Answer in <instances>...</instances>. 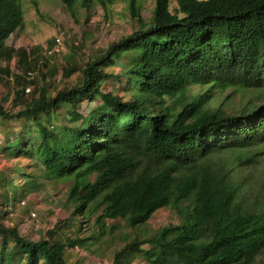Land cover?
<instances>
[{
	"label": "trees",
	"instance_id": "1",
	"mask_svg": "<svg viewBox=\"0 0 264 264\" xmlns=\"http://www.w3.org/2000/svg\"><path fill=\"white\" fill-rule=\"evenodd\" d=\"M62 1L74 14L78 0ZM81 1L107 9L115 0ZM126 1L138 27L88 59L76 84L50 93L36 83L32 104H0V126L19 122L5 149L36 157L48 178L69 180L73 214L95 215L102 227L107 218L145 224L164 206L182 216L128 240L110 264L136 250L145 264H252L264 256V170L256 173L264 158V0H175V10L174 0H155L149 20L140 0ZM24 26L23 0H0L1 59L27 60L25 49L7 44ZM124 52L133 58L117 76L126 77L128 98L103 87ZM194 85L202 90L190 92ZM229 88L249 96L234 110L216 99ZM85 100L95 102L87 114ZM62 111L68 123H55ZM16 172L24 177L17 187L12 175L0 176V264H79L66 258L78 236L31 239L2 220L3 206L42 186L37 174Z\"/></svg>",
	"mask_w": 264,
	"mask_h": 264
},
{
	"label": "rangeland",
	"instance_id": "2",
	"mask_svg": "<svg viewBox=\"0 0 264 264\" xmlns=\"http://www.w3.org/2000/svg\"><path fill=\"white\" fill-rule=\"evenodd\" d=\"M140 2L141 14L143 18L149 20L155 0ZM23 5L25 26L13 32L7 38V44L16 49H25L28 53L27 60L20 61L18 56H14L10 61L0 58V104L12 110L20 109L27 101L28 104H32L39 97V92L34 91L36 83L47 85L50 93L76 84L88 59L100 54L111 41L138 27L137 21L130 14L126 0H115L107 9L98 2H92L90 7H85L82 1L78 0L74 6V14L67 9L62 0H23ZM177 6L174 0L171 9L175 10ZM60 32H64L61 51L47 55L46 50L52 46ZM131 58L133 55L129 52L121 53L116 58L115 64L110 68L115 76L104 83L103 87L106 90L129 97V93L124 89L126 77L120 80L117 74L123 71V65L130 62ZM6 66L9 67V72L5 71ZM74 67L77 70L68 74ZM29 70L36 72L34 78L26 76ZM17 75L21 78H17ZM29 79L33 80V83H28ZM22 87L25 88L24 93L18 96L16 91ZM27 87L30 89H26ZM196 90L202 88L194 85L190 92ZM247 95L229 88L224 93H218L216 99L217 103L224 102L223 106L228 110H234L249 98ZM94 105V101L85 100L81 111L87 114ZM63 111L60 112V120L54 121L55 123L62 120L68 123V117ZM12 127L15 132L8 134ZM18 128L19 122L13 121L0 126V176L12 175L16 187L20 186L24 182V177L22 174L14 173L15 168L19 166L26 172L37 174L42 186L25 197L18 196L9 203L8 207L11 208L3 206L2 220L7 225L18 226L20 232L31 239L48 237L49 232H53V237L61 240L78 236L81 238L78 243L67 244L66 258L69 262L110 264L114 253L124 248L128 240L135 237L145 238L160 226L182 222V216L171 206L158 208L147 223L138 226L128 225L124 218H107V226L102 227L95 222V215L88 218L82 214L74 215V207L67 194L69 180L45 176L43 166L36 157L30 158L23 153L10 155L6 151V147L15 144ZM33 133L35 132H31ZM258 168L264 170V158L257 164L256 173H260ZM31 210H35L37 216H30ZM125 257L122 264L146 263L141 250L128 252ZM252 264H264V256L258 255Z\"/></svg>",
	"mask_w": 264,
	"mask_h": 264
},
{
	"label": "built area",
	"instance_id": "3",
	"mask_svg": "<svg viewBox=\"0 0 264 264\" xmlns=\"http://www.w3.org/2000/svg\"><path fill=\"white\" fill-rule=\"evenodd\" d=\"M63 39H64V32H60L58 35H56L55 37V41L52 44V46H50L47 50H46V54H54V53H58L59 51H61V47H62V43H63ZM35 73L32 70H29L26 74V76L28 78H34L35 77ZM26 89H30V88H26ZM24 200H22L21 202L23 203ZM37 216V212L35 210H31L30 211V216Z\"/></svg>",
	"mask_w": 264,
	"mask_h": 264
}]
</instances>
